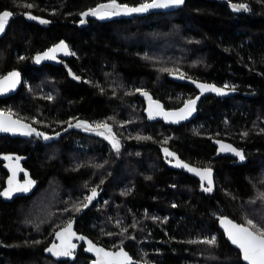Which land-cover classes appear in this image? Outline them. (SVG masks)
I'll list each match as a JSON object with an SVG mask.
<instances>
[{
    "label": "trees",
    "instance_id": "1",
    "mask_svg": "<svg viewBox=\"0 0 264 264\" xmlns=\"http://www.w3.org/2000/svg\"><path fill=\"white\" fill-rule=\"evenodd\" d=\"M111 2L0 0V14L12 13L0 33V77L17 69L23 78L15 96L0 100V112L49 137L0 136V190L6 156H28L23 166L33 182L28 195L0 199V264H89L81 249L67 260L47 249L54 232L83 209L76 206L87 203L90 189L101 196L75 230L97 245L123 247L140 264H243L217 220L264 225V0H186L166 12L95 16L74 25ZM150 2L116 0L129 7ZM234 4L249 10L233 11ZM60 40L72 58L34 66L33 56ZM172 74L227 85L234 94L203 97L195 118L179 127L149 122L146 96L176 109L197 94ZM80 122L107 123L119 151L105 138L69 128ZM215 140L233 144L244 162L214 159ZM163 146L211 168L212 195L166 166ZM212 237L214 245L202 242Z\"/></svg>",
    "mask_w": 264,
    "mask_h": 264
},
{
    "label": "snow or ice",
    "instance_id": "2",
    "mask_svg": "<svg viewBox=\"0 0 264 264\" xmlns=\"http://www.w3.org/2000/svg\"><path fill=\"white\" fill-rule=\"evenodd\" d=\"M184 3V0H151L150 3H143L139 7H129L127 5H120L116 3V0H112L110 4L100 5L99 7L84 12L83 16H96L100 19H104L106 17L111 16H119V15H129L131 13L138 12H146L150 8H168L171 6H180ZM27 7L31 8L32 5L28 4ZM233 11H248V6L246 4H234L232 5ZM12 13L8 11H4L0 14V33H3L5 27L8 23L9 18ZM30 19H36L35 16H30ZM41 23H48V21L41 20ZM81 23H84L81 20ZM57 51H63L65 55H74V53L69 52L66 44L61 42L56 47L49 50L43 54V56H37L36 62L39 63L42 59H55V53ZM183 78V76H181ZM19 82V73L12 72L7 77L0 79V92L6 91L10 87H15L16 83ZM197 87L201 89V93L204 91H214L218 95L225 94L223 89L216 88L215 86L197 84ZM228 86L225 85V88ZM234 90V89H233ZM142 95H147L146 93H141ZM199 97H197L198 99ZM150 99V98H149ZM196 101L189 100L184 108L180 109L179 112H164L159 104H155V109L152 107V103L150 102L149 107V118L153 119L156 115H162L165 119L172 118V122H178L181 119H187L189 115H191L192 111H194ZM70 127H83L86 131L92 130L96 131V129H103L104 131H97V135L104 136L105 139H108L112 147L118 152L120 148V142L115 138L112 134V129L107 123L97 124L93 128L90 125L84 123H77L76 125L69 124ZM0 132H20L23 135H31L33 132H36L35 129L29 127L26 124H21L18 120L11 119V113L5 115L0 112ZM36 135L42 136L43 133L36 132ZM141 137H138V139ZM44 139H49V137L44 136ZM166 142V141H165ZM231 151L236 156H238L241 160L244 159V156L241 152L237 151L231 146L221 145V151ZM164 153L166 156H174L173 153L169 152L168 149H164ZM4 159L12 160V157L6 156ZM17 167L13 168L12 178L8 181V189L4 192H0V195L11 198L14 192H27L29 190L30 185L33 183L32 181H27L24 185H19L15 183L16 171L18 168L19 158L17 157ZM177 167L187 168L188 171L194 172L201 178V181L207 180V187H204L203 190L206 192L212 191V180H211V170L210 169H195L190 168L188 165L181 163L177 159L176 165ZM96 190L93 189L91 195L85 197L87 203H83L82 205L76 206V210L79 211L81 207L87 208L88 205L92 202V200L96 197ZM222 226L225 228V232L227 234L228 240L231 244L235 245L241 253L242 259L246 262V264H264V225L255 223L252 219H247L245 224H237L228 219H222ZM58 239L61 240V244L59 246L53 245L51 248H48L47 251L50 252L53 256H71L72 250L76 247V245L71 243V237L76 236V234L72 231V222L69 221L67 226L62 229L61 232L56 233ZM77 239L84 240L83 236L76 237ZM203 243L214 245L216 243V238L212 237L211 239L202 241ZM88 251L95 252L97 255V260L95 264H133V261L128 256V254L121 249L118 252H107L102 248L95 247L91 241H88Z\"/></svg>",
    "mask_w": 264,
    "mask_h": 264
},
{
    "label": "water",
    "instance_id": "3",
    "mask_svg": "<svg viewBox=\"0 0 264 264\" xmlns=\"http://www.w3.org/2000/svg\"><path fill=\"white\" fill-rule=\"evenodd\" d=\"M185 1L186 0H184V3H185ZM222 1H224V0H222ZM101 5H106V4H101ZM99 6L100 5L96 6L95 8H97ZM177 7H179V6H171V7H168V8H150L146 12L131 13L129 15H119V17H126L127 18V17H136V16L145 15V14H149V13H155V12H166V11L174 10ZM24 17H28V16L27 15H24ZM93 17H95V16H91V15H89V16H83L82 15L81 16V20H83L84 23H81V21H80V22H78V23H76L74 25H76L78 27H83L85 25V23H86V20L89 19V18H93ZM11 19H12V16L9 18L8 22ZM61 42H63L64 44H66L67 47H68L69 52L72 53L71 48L68 45V43L65 42L64 40H60V41L54 43L53 45H51L50 47H48L47 49H45V50H43L41 52L36 53L33 56V58H32V62L34 64V66L39 67V66H42V65H50V66L57 67V66L60 65V63L62 61H66V60L71 59L73 55H65L63 51H57L54 54L55 55V59H42V60H40L39 63L36 62V57L37 56H43L44 53L49 52L50 49L56 47ZM12 72L19 73V82L16 83L15 87H10L6 91L0 92V100H2V99H8V98H11V97L15 96L18 93V91L20 90L21 86H22L23 78H22L19 70H17V69H13V70L7 72L3 76H1L0 79H3L4 77H7ZM170 79L173 82H175V83L186 84V85L192 87L197 92V95L195 97L189 99V100H195L196 101L195 106H194V111H192L191 115H189L187 119H181L178 122H172V118L165 119L162 115H156L155 118L150 119L149 118L150 102L152 103L153 109H155V104H159L161 106V108L163 109L164 112H179L180 109L184 108L185 104L189 100H187L179 108H176V109H166L164 107V105L160 101L155 100L150 95H148L145 98L146 104H145L144 114H145V116H146V118H147V120L149 122L160 121V122L164 123L165 125H170L172 127H179L183 123H189V122H191L195 118L198 104H199L200 100L203 97L213 96V97H217V98H228V97H232L233 94H234V91L231 90V89H228V88H225V87H220V86H217V85L212 84V83H205V82L196 81V80L189 79V78H185V77L181 78V76L178 75V74H172V75H170ZM197 84L215 86L216 88L223 89L224 92H225V94L218 95L214 91H204L203 93H201V89L197 87ZM197 97H199V98L197 99ZM2 113H4L5 115L9 114V113H5V112H2ZM11 119L12 120H18V121H20L21 124H26L29 127H31L27 122H25L24 120H21V119H18L16 117H14L12 114H11ZM31 128H33V127H31ZM69 128H75V129L83 130V128H78V127H75V126H72V127H69ZM36 132H38V131H36ZM36 132H33L31 135L38 136V135H36ZM39 133H41V132H39ZM60 134L61 133L55 134L53 137H57ZM0 136L1 137L2 136H9L11 138H25L28 135H23L20 132H15V133H13V132H0ZM39 137H42L44 139V135L39 136ZM221 145H228V146H231V148H234L237 151H239L230 142H227V141H224V140H215L214 141V146L216 148V151H215V154L213 156L214 159H217L219 157H229V158L237 159L239 163L244 162V159L241 160L238 156H236L231 151H227V150L221 151ZM165 148L168 149L169 152H171V153H173V152L169 148L164 147V146L160 148L161 156H163L165 158H168L171 161L174 160V162L169 163V168L174 169V170L182 169L183 172L186 173L188 176H190V177L194 178L195 180H197L200 183L201 186H203V185H205V187L208 186L207 185V180L201 181V178L198 175H196L194 172L188 171L187 168L175 166L176 163H177V159L178 158L175 155L174 156H166L165 153H164V149ZM17 157L19 158V161H18V168H17L16 176H15V183L16 184H19V185H24L27 181H31V178L29 176V173L27 172V170L23 166V163L27 160V157L28 156H16V157H12V160H6L5 161L4 169L6 171V177H5V180H4L3 188L0 190V192H4L5 190L8 189V186H9L8 185V181H9L10 178H12L13 168L17 167V159H16ZM178 160L181 163L188 165L190 168H195V169H200V170L210 169V168H205V167H198V166H195L193 164H189L187 162L181 161L180 159H178ZM210 170H211V180H212V190H213V188H214V171L212 169H210ZM21 177H22V179H21ZM31 189H32V184L30 185L29 190L27 192H14L12 194L11 198H6V197L0 195V199L2 201H5V202H11L12 200H14L16 198H20V197H24V196L28 195L29 192L31 191ZM204 192H205L206 195H209V196L212 195V191L211 192L204 191ZM85 210H86V208H83L75 217H73L71 219V222H72V231L76 234V236L71 237V243L74 244V245H76V247L72 250V255L71 256H60V257H56V256H53L50 252H48V255H50L51 257H53L55 260H67V259H70V258H72L73 254H75L79 249H81V251H82L83 254H85V255H87L88 257L91 258L89 264H95V262L97 260L96 253L95 252H90V251L87 250L88 247H89L88 241H91V240L88 237H86L85 235H83L81 233H78L75 230L76 221L82 216V214L85 212ZM222 219H228V220L233 221L234 223H237V222L234 221L233 219H231L229 216L224 215V216H221V217L218 218V220H217V226H218V229L220 230V232L223 234L225 240L230 244V246L233 247L234 249H236L239 252L241 262L243 264H246V262L242 259L240 250L235 245L231 244V242L228 240L227 234L225 232V228H224V226H222V224L220 222ZM67 224L65 226H63L62 228H60V229H58L57 231L54 232V235H53V238H52V242H51L49 248H51L54 244L57 245V246H59L61 244V240L57 238L56 233L61 232L62 229H64L67 226ZM237 224H239V223H237ZM79 236H83L85 239L84 240L77 239L76 237H79ZM91 243L95 247L102 248V249H104L107 252H113L114 253V252H118L121 249H123L128 254V256L131 258V260L133 261V264H140L137 260L133 259L132 256L129 254V252L126 251L123 247H120V248H117V249H108V248H105V247H103L101 245L95 244L93 241H91Z\"/></svg>",
    "mask_w": 264,
    "mask_h": 264
},
{
    "label": "flooded vegetation",
    "instance_id": "4",
    "mask_svg": "<svg viewBox=\"0 0 264 264\" xmlns=\"http://www.w3.org/2000/svg\"><path fill=\"white\" fill-rule=\"evenodd\" d=\"M197 95V94H196ZM195 95V96H196ZM194 96V97H195ZM81 123V122H80ZM83 123V122H82ZM77 124V123H76ZM75 124V125H76ZM84 124H87V125H90V124H88V123H84ZM95 125H97V124H95ZM95 125H93V124H91L90 126H92L93 128L95 127ZM78 128H83V127H78ZM79 130V129H78ZM80 131H83V133L84 134H86V135H93V136H98L100 139H103V137H102V135H97L96 134V132L97 131H104L103 129H96V131H92V130H85L84 128H83V130H80ZM213 145H214V141H213ZM165 147V146H164ZM215 147V146H214ZM171 150V149H170ZM172 152H173V154L178 158V159H180L181 161H183L181 158H180V156H179V154H177L175 151H173V150H171ZM215 151H216V148H215ZM239 152H241L240 150H239ZM233 159V158H232ZM162 160H163V162H164V164L166 165V166H168L169 167V163H171V162H174V160H169L168 158H165V157H163L162 156ZM236 161H238L237 159H235ZM196 166V165H195ZM198 167H200V166H198ZM205 168H209V167H205ZM211 169V168H210ZM178 170H182V169H178ZM183 171V170H182ZM21 179H22V177H21ZM202 188H204L205 187V185H203V186H201ZM92 190L93 189H90V191L88 192V193H86V197L87 196H89V195H91L90 193H92ZM102 190H100V192L99 193H97V195H96V197H95V199H98L101 195V192ZM204 191V190H203Z\"/></svg>",
    "mask_w": 264,
    "mask_h": 264
},
{
    "label": "rangeland",
    "instance_id": "5",
    "mask_svg": "<svg viewBox=\"0 0 264 264\" xmlns=\"http://www.w3.org/2000/svg\"><path fill=\"white\" fill-rule=\"evenodd\" d=\"M106 18H108V17H106ZM189 100V99H188ZM103 137V139H104V136H102ZM108 140V139H107ZM109 141V140H108ZM110 142V141H109ZM110 147H112V144H111V142H110ZM84 197H86V194H84ZM106 199H103V201H105ZM154 264V263H153Z\"/></svg>",
    "mask_w": 264,
    "mask_h": 264
}]
</instances>
